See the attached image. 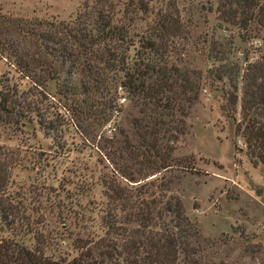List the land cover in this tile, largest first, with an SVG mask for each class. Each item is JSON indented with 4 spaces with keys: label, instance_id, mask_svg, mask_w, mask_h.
<instances>
[{
    "label": "trees",
    "instance_id": "16d2710c",
    "mask_svg": "<svg viewBox=\"0 0 264 264\" xmlns=\"http://www.w3.org/2000/svg\"><path fill=\"white\" fill-rule=\"evenodd\" d=\"M209 1L207 9L223 30L235 28L241 41L261 34L264 41V0ZM183 29L176 8L168 4L153 14L146 0H84L64 21L0 13V55L30 85L25 91L50 85L68 103L74 128L87 135L121 111L119 98L125 100L128 112L137 116L119 132L120 139L111 141V155L123 162L116 173L136 182L124 164L136 165L140 175L145 169L154 174L187 167L173 162L171 152L184 133L203 74L170 58ZM229 45L209 41L214 56L204 76L211 85L226 83L221 109L242 138L249 163L264 176V52L239 67L227 61ZM20 101L16 86L0 87V122L21 124L32 106ZM103 183L104 201L96 206L95 219L81 233H67L72 256L62 251L63 232L51 236L42 223L27 247L17 235L33 224L0 208V226L10 233L0 238V264H198L203 239L180 200L166 193L170 179L128 189L112 174ZM47 249L53 254H45Z\"/></svg>",
    "mask_w": 264,
    "mask_h": 264
},
{
    "label": "rangeland",
    "instance_id": "374dc122",
    "mask_svg": "<svg viewBox=\"0 0 264 264\" xmlns=\"http://www.w3.org/2000/svg\"><path fill=\"white\" fill-rule=\"evenodd\" d=\"M83 1L0 0V13L64 21L73 17ZM146 1L153 14L163 11L166 4L176 8L184 32L175 40L170 58L180 67L203 74L197 101L184 120V133L171 152L173 162L187 167L154 174L145 169L140 175L136 165L124 164L136 182L125 180L116 173L123 162L112 157L115 143L111 141L120 139L119 132L137 116L128 112L126 101L119 98L121 111L95 134L87 135L74 128L68 103L50 85L25 91L30 85L0 55V87L16 86L20 102L32 106L21 124L0 122V208H10L33 224L31 231L21 230L17 235L27 247L33 245L32 232L41 230L42 223L51 236L63 232L59 237L62 251L72 256L67 233H81L95 219L96 206L104 201L103 181L110 175L128 189L146 180L157 184L170 179L166 193L180 200L203 239L198 264H264V176L249 163L242 138L221 109V87L226 89V83L211 85L204 76L214 56L210 40L229 43L227 61L242 67L264 52L261 34L241 41L235 28L223 30L214 12L207 9L209 0ZM238 109L237 102L236 117ZM9 235L0 226V238ZM45 254L53 251L47 249Z\"/></svg>",
    "mask_w": 264,
    "mask_h": 264
}]
</instances>
